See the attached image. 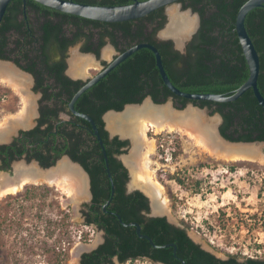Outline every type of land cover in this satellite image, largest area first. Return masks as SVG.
I'll use <instances>...</instances> for the list:
<instances>
[{
	"label": "trees",
	"instance_id": "1",
	"mask_svg": "<svg viewBox=\"0 0 264 264\" xmlns=\"http://www.w3.org/2000/svg\"><path fill=\"white\" fill-rule=\"evenodd\" d=\"M75 1L98 5L131 2V0ZM247 1L190 0L189 6L201 16V27L187 45L185 54L174 50L171 40L161 41L157 38V33L167 23V17L163 13L164 8L144 18L106 23L67 14L34 0L26 1L27 8H36L40 13L39 20L43 18V23H39L37 31L44 34L39 37L37 48L32 45L27 48L19 41L14 50H19V53L27 58L32 54L28 62L29 66L21 67L35 76L34 90L43 92L44 100L46 99L47 102L41 105V116L35 128L21 131L19 137L9 145L0 144V170L10 171L12 163L21 159L27 162L35 160L43 168H49L63 156H68L85 169L90 177L93 196L91 204L87 205L88 211L84 212L85 224L103 230L105 240L97 249L83 254L81 264H114V258H117L120 264L136 260H149L155 264H182L179 258L186 264H264V258L258 256L247 257L241 261V252L227 253V259H220L202 249L187 235L186 229L172 225L166 217L147 216L150 212L148 197L139 190L127 192L129 173L117 158L118 155L125 153L124 149L128 146V141L121 140L117 136L111 139L103 119L106 112L122 111L126 105L142 103L147 97H151L157 104L173 98L178 107L184 108L192 103L194 106L211 110L212 114H220L222 122L219 131L230 142L264 143V108L257 101L252 89L246 91L237 100L226 103L179 97L164 84L154 53L143 48L84 92L76 101L75 109L94 119L104 142L115 186V194L104 210L103 205L111 198L112 184L103 151L93 134L91 124L74 115L69 109L71 99L85 82L74 81L65 76L66 64L55 57L57 54L53 55L54 57L49 54L51 50L61 46L65 49L67 38L63 33L64 25L74 27L81 23H93L95 27L104 29L103 37L108 36L116 46L121 44L124 47L122 51L140 43L156 46L171 82L181 91L231 94L242 86L250 75L235 27L237 13ZM200 3H203L202 7H198ZM19 14L24 16L23 0L11 1L0 25L1 60L11 58L5 54L6 47L12 42L6 33L14 27L20 31L28 30L24 20L22 24L18 22ZM245 26L260 57L258 88L264 96V4L248 13ZM81 28H77L78 38L83 34ZM103 37L98 48L92 49L91 43L86 45L88 47H85V51L95 52L98 55L100 49L107 43ZM53 39L55 43L50 46V41ZM89 40L91 41V37ZM16 61L20 64L18 59ZM39 64H42V68H35ZM45 74L48 75L47 80ZM51 74L56 80L50 83L48 80ZM45 81L48 84L46 86H44ZM62 111L70 115L69 120L63 121L59 117ZM175 142L173 160L182 153L181 144L177 139ZM162 145L158 140L157 154L163 152ZM166 177L167 180L184 183V180L176 174L169 173ZM197 184L200 185V182L198 181ZM40 190L44 193L49 191L45 187L30 186L25 190V198L36 195ZM263 192L264 185L260 194ZM118 216L125 224L132 222L140 224L142 234L149 236L158 247H154L147 239L140 238L136 228L125 226ZM182 224L188 230L192 227L184 220ZM167 244L176 245V255L173 247H160ZM57 256L66 259L67 253L60 252Z\"/></svg>",
	"mask_w": 264,
	"mask_h": 264
},
{
	"label": "rangeland",
	"instance_id": "2",
	"mask_svg": "<svg viewBox=\"0 0 264 264\" xmlns=\"http://www.w3.org/2000/svg\"><path fill=\"white\" fill-rule=\"evenodd\" d=\"M178 13L189 14L195 23L194 14L182 11L179 5L173 4L167 8L168 20L159 32L160 37L161 34L166 35L164 32L176 17L185 15ZM162 38L175 37L166 35ZM114 54L115 50L110 44L102 52L107 60L112 59ZM92 61L85 65L83 78L99 71L98 63ZM31 87L32 82L27 84L28 94L34 97L33 102H37L38 96L30 92ZM23 107L21 97L9 85L0 84V124L10 115L19 114ZM203 115L207 120L219 123L217 113L206 111ZM34 117L36 114H33ZM106 126L108 128V124ZM148 137L155 140L156 147L158 140L163 144L162 153L157 154L155 147L150 162L154 178L164 191L167 210L162 212L163 215L175 224H182V220L189 222L192 226L190 236L221 259H227V253L238 252L242 254L241 261L247 257L264 258V192L260 194L264 185V163L259 159L223 160L205 152L194 140L177 131L155 133L149 130ZM176 139L182 146V153L176 160L172 158L166 161L165 158H169L173 152ZM129 146L121 157L129 154ZM253 146L264 156V144L256 143ZM25 161L18 160L15 166ZM1 172L0 176H4ZM8 172L13 175L14 168ZM169 173L178 175L184 183L167 180ZM131 176L128 187L133 184ZM30 186L45 187L49 191L44 193L40 190L36 195L25 198V190ZM139 188L134 185V189ZM66 196L55 186L43 182L29 184L14 195L0 197V264H73L72 254L78 247L83 250L102 243L103 232L86 225L81 217L84 205L90 201L88 195L80 199L78 209L73 204L64 205ZM60 252L67 253L66 259L57 256ZM79 258L76 264H79ZM114 264L119 263L115 261ZM126 264L155 263L136 260Z\"/></svg>",
	"mask_w": 264,
	"mask_h": 264
},
{
	"label": "bare ground",
	"instance_id": "3",
	"mask_svg": "<svg viewBox=\"0 0 264 264\" xmlns=\"http://www.w3.org/2000/svg\"><path fill=\"white\" fill-rule=\"evenodd\" d=\"M194 25V21L188 15H182L176 17L164 33L175 37L180 43ZM73 65L72 71L79 74L80 68L76 69L77 64ZM2 83L9 85L21 97L24 106L19 114L10 115L0 124V142H5L16 128H27L31 124L33 97L28 94L24 76L9 64L0 65V84ZM194 110L196 109L178 112L169 105L158 107L146 102L140 107H129L120 114L109 113L106 116L111 131L120 132L130 138L131 144L128 148L130 151L124 157V161L133 175V185L141 187L151 197L155 213H162L167 209L166 201L163 199V187L155 180L150 168L156 144L155 140L148 137L149 130L155 133L165 130L177 131L194 140L205 152L226 161L259 159L264 163V156H261L259 149L253 145H226L227 143L216 133L215 121L207 120L203 112ZM23 164L15 166L16 178L0 176V197L20 192L25 184L27 186L43 182L50 183L67 195L68 200H64V205L78 203L86 195L85 175L67 160L61 161L56 168L47 171L40 170L34 164L29 166ZM81 250L82 248L78 247L73 251V264L77 263Z\"/></svg>",
	"mask_w": 264,
	"mask_h": 264
},
{
	"label": "water",
	"instance_id": "4",
	"mask_svg": "<svg viewBox=\"0 0 264 264\" xmlns=\"http://www.w3.org/2000/svg\"><path fill=\"white\" fill-rule=\"evenodd\" d=\"M13 0H0V25L1 22L3 20V17L6 13L7 7L10 4V2ZM44 6L59 10L61 12L67 13V14H72L75 16H80L86 19H90V20H95V21H100V22H106V23H116V22H125V21H130V20H136V19H140V18H144L146 16H148L149 14H151L152 12L160 9V8H168L170 6H172L173 4L177 3L180 0H134L133 3L130 4H124V5H112V6H105V5H91V4H84V3H78L75 2L73 0H34ZM26 4V0H24V5ZM264 4V0H248L238 11L237 16H236V22H235V27H236V31H237V35L239 38V42L240 45L242 47L244 56L246 58V61L248 63L249 69H250V75L248 80L242 85L240 86L235 92L231 93V94H215V93H188V92H184L181 91L179 88H177L170 80L165 67L163 65V60L161 57V54L159 52V50L157 49L156 46L150 44V43H140V44H136L132 47H130L129 49H127L125 52L119 54L113 61H111L109 63V65L102 69L99 73H97L94 77H92L91 79H89L88 81H86V83L75 93V95L73 96V98L71 99L70 103H69V108L70 111L78 116L81 117L85 120H87L92 127V131L93 134L97 137L99 144L101 146V149L103 151V156L104 159L106 161V167H107V173L108 176L110 178L112 187H111V198L108 200V202L106 204L103 205V209L106 210V207L110 204L114 194H115V186L113 183V179H112V175H111V171H110V167H109V163H108V156H107V152L104 146V142L102 140V137L99 133V129L94 121V119L92 117H90L87 114L84 113H80L75 109V103L78 100V98L84 93L86 92L88 89H90L91 87H93L95 84H97L99 81H101L104 77H106L111 71H113L118 65H120L123 61H125L126 59H128L132 54H134L136 51L143 49V48H147L149 50H151L155 57H156V65L158 67L159 70V74L164 82V84L167 86V88L175 95L188 99V100H197V101H210V102H216V103H226V102H231V101H235L238 98H240L246 91L252 89L254 96L256 97L257 101L259 102V104L264 108V96L262 95V93L260 92L259 88H258V78L260 75V57L259 54L256 50V47L253 43L252 38L250 37V35L248 34V31L246 29L245 26V20L246 17L248 15V13L250 11H252L255 8L261 7ZM194 29V28H193ZM191 29L186 35L185 37L181 40L180 43L177 42V40L175 38H173V40L175 41L176 47L180 50L184 49V46L186 44V39H190L192 36L191 31L193 30ZM191 33V34H190ZM162 37H165L164 34H161ZM160 37V36H159ZM161 37V38H162ZM164 39V38H162ZM9 63L8 61H3L0 60V63ZM143 102H150V104H152L153 106H164V105H169L171 108H173L175 111L181 112L184 111L187 107H189L188 109H196L198 111H201L203 113H206V111L211 112V110L207 109V108H200L197 106H194L192 103H189L186 107H181V106H177L174 101L173 98H170L169 100H167L165 103L162 104H157L155 103L151 97H147L146 99H144ZM142 102V103H143ZM142 103L139 104H128L124 107V109L122 111H108L104 114L103 119L105 124L107 125V121H106V116L109 113H115V114H120L122 112H124L127 108L129 107H140ZM36 101L33 102L32 108H31V113H32V117H31V124L27 127H18L16 128L10 135L8 138V141H6V143L4 142H0V144H10L15 137H17V135L19 134V132L21 130H26V129H30L33 128L37 125V122L35 121V117L33 118V114H36ZM218 120L219 123L215 124L216 125V133L219 136V138L221 140H223L225 143L227 144H231V145H254L256 143H260V144H264L263 142H252V143H247V142H230L228 140H226L220 133L219 131V126L220 123L222 122V117L220 114H218ZM216 121V120H215ZM106 130L109 132L110 136L113 138L115 136L119 137V139L121 140H127L129 139L130 144H131V140L128 137L123 136L122 134L118 133V132H113L111 131L109 128H107V126H105ZM126 150V148L124 149ZM122 155L119 156V159L122 160V162L124 163V165L127 167V169H129V175L131 173L130 168L128 167V165L125 163L124 161V157H121ZM67 160L69 161L71 164L76 165L78 167V169H80V171L85 175L86 178V196L88 195V197L91 199L92 198V194H91V190H90V177L88 175V173L85 171V169L79 164L76 163L74 161H72L68 156H63L61 159ZM60 159V160H61ZM58 160L57 163L49 168H43L37 161H31V162H27L25 161V165H29V163H32L34 165H36L40 170H51L57 167L58 162L60 161ZM18 161H15L12 165V167L14 168V174L11 175L10 172H6L3 171L1 172L2 174H5L6 176L10 177V178H16V171H15V164ZM133 178V175L131 176ZM18 182V179L16 180ZM15 181V182H16ZM28 185V184H27ZM133 185V184H132ZM129 186V192L135 191V190H139L141 192H143L149 199V203H150V207H151V216L154 217H164L163 213H155L153 211V201L151 199L150 196H148V194L142 190V188L139 189H134V185L133 187ZM26 187V184L22 187V189ZM68 200V197L66 196L65 201ZM71 204V203H69ZM74 207H76L77 209L80 207V203H75L73 204ZM118 218L120 219V221L123 223L122 219L120 218V216H118ZM169 220V219H168ZM172 223V222H171ZM125 226H133L136 228V233L140 238L143 239H147L154 247H158L157 245L154 244L153 240L145 235L142 234L141 232V226L140 224L136 223V222H132V223H128L125 224L123 223ZM175 224V223H174ZM98 247V246H97ZM97 247H88V248H83L82 252L78 253L79 255V264H80V260L82 257L83 253H89L91 251H93L94 249H96ZM160 247H173L174 248V254L176 255V250L177 247L175 244H167L164 246H160ZM210 252V251H209ZM212 253V252H211ZM180 262L182 264H186L185 261L183 259H180ZM118 262V261H117ZM119 263V262H118ZM120 264V263H119Z\"/></svg>",
	"mask_w": 264,
	"mask_h": 264
},
{
	"label": "flooded vegetation",
	"instance_id": "5",
	"mask_svg": "<svg viewBox=\"0 0 264 264\" xmlns=\"http://www.w3.org/2000/svg\"><path fill=\"white\" fill-rule=\"evenodd\" d=\"M73 1H75V0H73ZM75 2H77V1H75ZM133 2H134V0H131L130 3H133ZM78 3H82V2H78ZM130 3H126V4H130ZM189 3H190V0H180L177 3H175V4H177V5L180 6V10H182V11H189L190 14H192V15L194 14L195 15V17L193 18L195 20V25H194V29L195 30L193 31L191 38L186 41V44H185L183 50H180V49H178L176 47L175 41L173 39H162L161 37H159V32L160 31L157 33V38L159 40H161V41L171 40L173 42V48H174V50L179 51L180 53H183V54H185L187 52V45L189 44V42L192 40V38L194 37V35L199 31V29L201 27V16H200V14L198 12H195L189 6ZM84 4H87V3H84ZM202 4L203 3L198 4V7H202ZM91 5H98V4H91ZM119 5H124V4H119ZM105 6H112V5H105ZM23 9H24V16L21 15V14H19L17 16V20H18V22L20 24H22L23 23V20H24L25 26L28 28V30H25L24 29L23 31H20V30H18L17 28L14 27V28L10 29L6 33V35L9 37V39L12 40V42L10 43V45H8L6 47L5 54L6 55H9L11 58L9 60H3V61H8L9 63H0V65H2V64H9V65H11V67L16 72H18L19 74H21L22 76H24L25 82L27 84H30L32 82V87L30 88V90H31L30 92L34 96H38V100L36 102L37 107H36V118H35V121L37 122V125H38V120H39V118L41 116V111H40L41 105L43 103H46L47 101H46V99L44 100L43 92H41V91H35L34 90L35 85H36L35 76L31 72H27V71H25V69L23 67H21V66H24L25 68H27V66H29L28 62H29V59L32 57V54H29L28 55L29 58H27L26 56H24V54H20L19 53V50H14V48L17 46V44H18L19 41H20V43L23 42L22 45L23 46L26 45L25 47H27V48H30L31 45L34 48H37L38 47L39 37L40 36H43L44 33L43 32H38L37 31V27H38V25H39L40 22L43 23V20H42L43 18L41 17L42 19L39 20L40 13L38 12V10L36 8H32V7L27 8V2L24 5V0H23ZM163 13H164V15H166L167 20H168L167 8H164ZM178 14L189 15L187 13H178ZM154 26H157V24H154ZM79 27H82L81 29H82L83 34L78 38L79 33L77 31V28H79ZM151 30L152 29H150V31ZM103 32H104V29L103 28L95 27V25L93 23H87V24L86 23H81V24H77V26H74V27L72 25H70V26L64 25V27H63V33H65L66 38H67V41H66L67 45L65 46V49L61 48L62 47L61 46L59 48H56L55 50L53 49L55 52L53 50H51V52L49 54H50V56H53V55L57 54V55H55V57H57L58 60L63 61L66 64V68H65V71H64L65 76H67L71 80H74V81H76V80H82L83 82L86 83V81H88L89 79H91L92 77H94L102 69L106 68L109 65V63L111 61H113L119 54H121V53H123V52L126 51V50L125 51H122L121 50V49L124 48V47H122L121 44H119L118 46L114 45L108 36L107 37L106 36L103 37V35H104ZM90 37H91V41L89 40ZM102 37L107 41V43L100 49V52H99L98 55L95 52L85 51V47H88L86 45H90L91 43H92V47H91L92 49L98 48L100 46ZM77 38H78V40L76 41ZM53 43H55L54 42V39L52 41H50V46ZM108 44H110L114 48V50H115V54L113 55L112 59H110V60L104 59L103 58V55H102V52H103L104 48ZM33 47H32V49H33ZM17 59L19 60V63L20 64L17 63V61H16ZM91 61L92 62H96V64L98 63L100 69H99V71L97 73L93 74L92 76H89L87 78H83L82 76H83V73H84L85 65H87ZM42 64H39L35 68L41 69L42 68ZM73 64H77L76 69L77 68L78 69L80 68L79 74L74 73V71H72V67L74 66ZM44 77H46V80H47L48 75L45 74ZM55 80H56V77H54V75L51 74V78L48 81L51 83V82H54ZM46 85H48V84L45 81L44 82V86H46ZM33 100H34V97H33ZM59 117L63 121H66V120H69L70 115L68 113L62 111L60 113V116ZM35 127H33V128H35ZM33 128H30L28 130H31ZM28 130H21V131H28ZM20 132H19V134H20ZM109 136H110V134H109ZM17 137H19V135ZM110 138L112 139L111 136H110ZM127 141H128V146H129L130 141L129 140H127ZM127 147H125V148H127ZM120 155H122V154H120ZM120 155L117 156L118 159H119V156ZM120 161L122 162V160H120ZM13 163H12V165H13ZM0 165H1V160H0ZM12 165H11V167H12ZM123 165H124V163H123ZM128 173H129V170H128ZM129 179H130V175H129ZM128 188L129 187H128V184H127V192L128 193H131V192L128 191L129 190ZM90 190H91V185H90ZM91 194H92V192H91ZM92 198H93V196H92ZM92 198L90 199V201L88 203H86L84 205V209L82 210L81 217L84 220V222H86V216H85L84 212H87L88 211L87 210V205L91 204ZM150 213H151V207H150V212L147 214V216L154 217V216H151ZM164 217H166V216H164ZM167 220H168V218H167ZM168 222L171 223L169 220H168ZM171 224L174 225V226H176V227H179V228H182V229H186L187 230V235L196 244H198L202 249H204L205 251L209 252L208 250H206L205 248H203L202 245H200L194 238H192L190 236L189 230L183 224H181V222H179V224H174V223H171ZM100 231L103 232V241H102V243H103L104 240H105V233H104L103 230H100ZM101 244H99L98 247ZM83 254H85V253H83ZM83 254H82V256H83ZM81 259H82V257H81ZM114 261H118L117 258H114ZM80 264H81V260H80ZM158 264H161V263H158Z\"/></svg>",
	"mask_w": 264,
	"mask_h": 264
},
{
	"label": "built area",
	"instance_id": "6",
	"mask_svg": "<svg viewBox=\"0 0 264 264\" xmlns=\"http://www.w3.org/2000/svg\"><path fill=\"white\" fill-rule=\"evenodd\" d=\"M171 156H172V153H171ZM171 156H170L169 158H168V157H167V158H165V159H166V161H170V160H172V157H171Z\"/></svg>",
	"mask_w": 264,
	"mask_h": 264
}]
</instances>
